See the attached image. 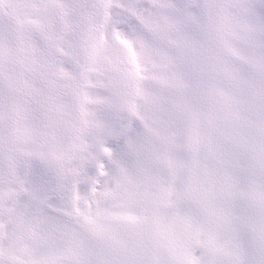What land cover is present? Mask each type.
<instances>
[{
    "label": "snow or ice",
    "instance_id": "snow-or-ice-1",
    "mask_svg": "<svg viewBox=\"0 0 264 264\" xmlns=\"http://www.w3.org/2000/svg\"><path fill=\"white\" fill-rule=\"evenodd\" d=\"M0 264H264V0H0Z\"/></svg>",
    "mask_w": 264,
    "mask_h": 264
}]
</instances>
